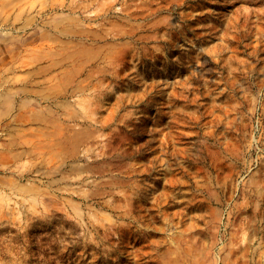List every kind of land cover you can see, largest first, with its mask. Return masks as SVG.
Segmentation results:
<instances>
[{
	"label": "rangeland",
	"instance_id": "1",
	"mask_svg": "<svg viewBox=\"0 0 264 264\" xmlns=\"http://www.w3.org/2000/svg\"><path fill=\"white\" fill-rule=\"evenodd\" d=\"M149 1L0 0V264H264V0L210 9L209 61L189 80L165 75L196 71V53L179 59L193 36L155 32L140 61ZM239 8L251 28L237 33ZM189 10L152 21L172 31ZM115 103L132 119L118 148L121 118L103 127Z\"/></svg>",
	"mask_w": 264,
	"mask_h": 264
},
{
	"label": "bare ground",
	"instance_id": "2",
	"mask_svg": "<svg viewBox=\"0 0 264 264\" xmlns=\"http://www.w3.org/2000/svg\"><path fill=\"white\" fill-rule=\"evenodd\" d=\"M231 3V0H159V2L156 3V0H150L149 4V9L147 11V16L150 17L151 19L147 23H138L137 27V37H136V43L137 45L140 44H145L146 46H138L137 47V52L140 54L139 59L143 63H145V56L149 52L150 48L148 47L149 43L155 42L156 38L154 37L155 32H160L165 30L167 34H169L170 38H172L174 41H178L181 37L183 36H193L194 37V42L193 45L187 50L186 54H182L179 56V59L182 61L183 59H187V62L191 64L192 66L195 65V57L193 56V53H196L198 56V61L199 63L195 66L196 71H188L189 68L185 67L182 63H180L181 66L174 68L171 72L168 71L165 75L166 78L169 77V75H173L174 73L179 76L185 73L186 79H192L195 77L196 74H198L200 66L204 65L207 60L209 61V56L207 55L206 51L207 49L204 47V45L207 43V37H213L214 32L211 31L212 27L207 24V18L210 15V9L218 8V7H225ZM193 4V5H192ZM174 5L176 6L177 9H184V8H190L189 11L185 12L182 11L178 15L176 14L175 18L178 19L179 25L178 29L173 27V30L171 31L170 25L166 21H152L153 17H156L158 14L161 13H170L171 12V6ZM201 9V11H197ZM242 8H239L235 10L233 13L235 14L234 18L231 20L229 26L231 28H234V31L237 33L239 32V29L241 28L242 30H247L250 29L251 27L249 26V23L251 22L249 19V14L251 13L249 10H247V13L242 15L241 11ZM136 18L138 20H143L145 15H144V10H143V5H140L136 12H135ZM145 20V19H144ZM261 20V18H259ZM194 25H196L194 27ZM188 26L191 27L188 30ZM145 32H148L145 34ZM200 32V33H199ZM224 34L228 35V31H226ZM238 37L237 36H229L228 37V42L231 43L234 40H236ZM258 43L254 46L253 54H256L259 52V54L264 55V43H262L261 37H257ZM164 47L163 49L166 50V54H169V52L172 51V46L170 41H162ZM261 46H263L261 48ZM146 47V49H144ZM218 45H214L213 48L217 49ZM154 61H159L160 55L159 54H154L153 55ZM156 61V62H157ZM220 63L221 59H218L216 63ZM171 62L169 61L168 63H165V66L170 67ZM120 71V70H119ZM240 72H243L239 68H235L232 72V75L234 78H237L238 74ZM126 109V105L124 103H115L111 107V112H112V119L106 123L104 128H109L111 124H114L117 120L121 118L122 123L117 124L118 130L111 136L110 141L111 143L116 146L117 148L120 147L125 140H130L129 143L131 144V136L132 135H125V137H122L121 134L125 131V126L132 121L131 118L127 117L126 115L121 116L122 110ZM159 119L155 118L154 124H157ZM104 125V124H102ZM167 126V125H166ZM102 127V128H103ZM168 127V126H167ZM163 129L158 130L156 127L152 128L149 130L150 134L152 137H156V135L160 134ZM167 135V134H166ZM169 137L166 141H162L160 143V146L158 147L162 155L166 154L170 149L175 148V144L173 141V134L171 131L168 133ZM139 141V140H138ZM150 143V139L144 141L142 144H140L137 147V150L135 149H128L124 151L126 154L125 157H131L135 152H138L142 147L147 146ZM154 151L152 150V153ZM158 157H153L151 160H149L147 163H144L142 168L140 169V172H145L147 174H150L153 164L157 162ZM136 172L139 173V170H136ZM122 181H125V178L122 179ZM171 184H174V180L171 179L169 180ZM158 195L155 197L156 201L158 202ZM160 204V203H159ZM157 204L156 205V210H161V205ZM153 208L148 207L149 213H153ZM152 218H157L158 215H151ZM167 218L168 216L165 215ZM172 217L178 218L179 214L177 212H174L172 214ZM135 219V218H134ZM160 229V228H159ZM144 228L142 229L140 227V231L144 232Z\"/></svg>",
	"mask_w": 264,
	"mask_h": 264
}]
</instances>
